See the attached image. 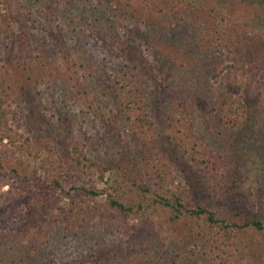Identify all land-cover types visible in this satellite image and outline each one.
<instances>
[{"label":"rangeland","instance_id":"rangeland-1","mask_svg":"<svg viewBox=\"0 0 264 264\" xmlns=\"http://www.w3.org/2000/svg\"><path fill=\"white\" fill-rule=\"evenodd\" d=\"M178 2L174 11L154 9L146 0L0 4V75L8 89L2 107L24 142L14 152L0 145V184L14 182L9 194L10 184L0 185V264H206L181 226L155 210L153 196L148 206L131 184L145 168L121 109V87L132 78L175 165V181L191 184L196 203L239 207L264 220V109L258 104L264 70L245 83L240 68L251 64L249 48L264 43V0ZM22 39L32 44L30 55ZM263 56L259 50L257 57ZM178 119L185 124L182 134ZM185 135L226 158V202L183 155L179 139ZM76 146L99 163L127 165L119 177L136 211H118L106 193L79 189L106 184L77 163ZM48 165L70 169L63 189L45 184ZM25 169L31 174L26 182ZM36 196H43L42 204L31 207ZM34 218L45 228L33 227ZM27 227L44 239L25 237Z\"/></svg>","mask_w":264,"mask_h":264},{"label":"trees","instance_id":"trees-1","mask_svg":"<svg viewBox=\"0 0 264 264\" xmlns=\"http://www.w3.org/2000/svg\"><path fill=\"white\" fill-rule=\"evenodd\" d=\"M4 1L6 0H0V4ZM146 1L150 7L162 11L168 9L174 11L177 8L176 5L179 4V0ZM7 5L6 9L8 10ZM22 44L23 49L27 50L26 56L30 55L33 51L32 44L26 39H22ZM262 44V46L258 44L256 48H249L251 64L246 66L245 62H242L240 65L241 77L245 83H250L253 80L255 72H259L260 69L264 70V56L257 57L259 50L264 51V43ZM43 58L40 56V59ZM228 67H233V65L230 64ZM220 73L222 71L215 73L216 78ZM6 81V77L0 75V145H5L9 151L14 152L16 149L23 148L24 142L20 141L21 135L10 124L7 116L8 110L2 107L4 96L8 93V89L4 85ZM242 85L243 82L239 83V87ZM139 86L138 80L132 78L128 84L121 87L120 97L122 112L125 119L130 122L134 141L141 151V159L145 160L142 179L136 173L131 180V184L140 192V197L147 199L148 206L157 205L155 210H158L161 216L167 217L169 222H175L179 227L181 226L183 238L192 246L193 251L202 250L206 264H264V220L245 213L239 207L222 208L219 206L213 208L208 204L196 203L191 184L188 183V186L183 188L175 181V165L158 140L156 122L148 115L142 104ZM234 102H237V106L241 107L244 112L243 100L238 98L234 99ZM258 104L264 109V94L259 89ZM228 108L229 115H231L234 111L233 104H229ZM184 125L183 121L178 119L176 131L184 133ZM179 147L191 165L203 175L208 190L218 200L226 202L229 184L226 173L227 160L224 155L210 150L207 144L192 135L181 136ZM74 152L77 155V163L94 169L98 173L99 179L106 184L102 189L82 184L79 189L87 195L106 193L109 206L118 211H136V205L128 204L125 200L126 192L123 188V181L119 177L120 172L125 170L127 165L99 163L87 156L84 150L78 146L75 147ZM3 168V161L0 160V170ZM24 171L23 177L26 182L30 179L31 174L27 169ZM108 173L110 175L106 178ZM44 174V182L47 186L63 189L66 178L70 175V169L65 166L48 165L44 167ZM9 184L8 194L12 192L14 182L5 178L0 184L1 186ZM150 195L153 196L152 204L149 200ZM42 197H31L28 204L31 207H36L38 204H42ZM58 207L65 210L64 206ZM142 209L146 211L147 207L139 203L138 210ZM31 223L33 227L39 225L40 230L45 228L44 223H41L38 218H34ZM23 235L28 236L29 239H44L38 232H32L28 227L23 231ZM180 255L181 252L176 254L178 258ZM207 261L210 262L207 263Z\"/></svg>","mask_w":264,"mask_h":264}]
</instances>
